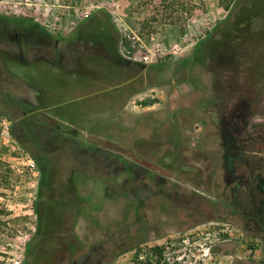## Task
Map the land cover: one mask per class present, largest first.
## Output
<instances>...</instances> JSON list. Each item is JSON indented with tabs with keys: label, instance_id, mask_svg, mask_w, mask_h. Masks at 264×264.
<instances>
[{
	"label": "rangeland",
	"instance_id": "rangeland-1",
	"mask_svg": "<svg viewBox=\"0 0 264 264\" xmlns=\"http://www.w3.org/2000/svg\"><path fill=\"white\" fill-rule=\"evenodd\" d=\"M156 1L82 0L72 13L0 0L5 264H133L136 251L155 246L167 264H263L264 244L248 237L259 195L247 175L229 173L235 161L251 172L262 156L252 146L264 135V0H240L231 12L208 0L206 13L184 15L179 39L169 26L142 25ZM99 30L107 59L79 54L98 47ZM238 94L256 110L239 136L240 147L251 145L246 157L229 153L218 132ZM73 139L96 153L94 175ZM68 179L67 199L59 192ZM60 198L80 209L50 205Z\"/></svg>",
	"mask_w": 264,
	"mask_h": 264
},
{
	"label": "flooded vegetation",
	"instance_id": "flooded-vegetation-1",
	"mask_svg": "<svg viewBox=\"0 0 264 264\" xmlns=\"http://www.w3.org/2000/svg\"><path fill=\"white\" fill-rule=\"evenodd\" d=\"M106 32V31H105ZM105 32L103 31H98V36H99V40L100 43L98 45V47L95 46H85L83 47V52H79V54H83L87 51H92V53H90L91 55H93L95 58H106L107 54H108V40H107V36L104 37L106 34H104ZM15 40H16V35L14 36ZM15 47H19V43L15 44ZM55 48L58 47V44L56 43ZM6 53H9L11 58H14L15 55L10 54L12 53V50L9 49L7 50ZM18 57L22 60L23 56H22V51L19 50V54ZM107 59V58H106ZM240 94V93H239ZM239 94L235 97H233V99H227L229 101V105H231L230 100H234L233 104H235L236 102H238L239 104V108L234 109L233 110V114L232 115H228L231 116L230 119H224V117H222V121L221 123H218V132L219 133V137L223 143V145L226 143L228 146V152L229 153H243V157H246V153H247V149H250L249 143L248 144H244L243 147H240V142L241 140H239V136L243 135V131H245L247 125L254 127V125L251 124V118L256 115V110L252 112L251 108L253 106V104L250 103V101L247 99L246 96H239ZM229 97V96H228ZM236 101V102H235ZM241 106L243 108H241ZM195 109H201V108H195ZM224 109V108H223ZM58 113V115H56ZM55 116H62V114L60 113V111H58ZM224 115V112L221 114ZM226 115V114H225ZM229 125V128H228ZM257 128V127H255ZM67 130H63V132H66ZM243 132V133H242ZM238 133V134H237ZM260 133H258L257 131V136H259ZM259 142H256L253 144L252 148H254V151H256V153H260L261 156V160L256 163L255 165H253L252 163H250L249 165H251L252 171H248L247 167H246V163L244 161H235L232 164V170L230 171V175H247V185L248 188L251 189L254 193H257L259 195V200H257V209H252L251 213V219L250 222L255 223V232L253 234L248 235L249 239L251 241L254 242H258V243H263L264 244V135L259 136ZM230 141L232 142L230 145ZM257 144V145H256ZM259 144V145H258ZM249 145V148H247ZM255 145V146H254ZM69 147L71 148V151L75 152L77 154V157L79 158V165L81 167H85L86 166V161H84L85 159H88V166L90 168V171L92 172V174L94 175L95 171V164L97 162V155L96 153H94V150L92 149V147H87L85 149H81L79 147V145L77 144L76 141L71 140L69 141ZM251 148V149H252ZM247 150V151H246ZM38 163L39 160L37 159ZM215 162L217 163V169H216V175H218V169H219V161L215 160ZM43 163V162H42ZM203 167L205 168H209V165H212V161L211 159L209 160V158H207L206 160L203 161ZM41 171L43 173L42 175V185L44 186V182L46 183V185L44 187H49V182L51 183V180L48 179V175H45L46 173V169L41 168ZM201 175H208V173L206 171H204L203 169H201ZM233 180H237V179H233ZM241 181V180H238ZM68 182L71 186V189L68 188ZM243 184H245L244 182H241ZM74 183H72L71 179H68L66 182V186L65 188H63V190L59 192L60 195L64 194V196H66V192L73 190V185ZM216 185H218V182L216 181L215 183V187ZM66 191V192H65ZM58 193V192H57ZM55 194V193H54ZM65 198V199H66ZM68 199V198H67ZM55 203L58 207H60V203H64L67 204L64 200V198H60V199H54L50 202L51 203ZM52 203V205H54ZM70 207H72V211H77L80 209V204H67ZM89 206V205H88ZM91 206V205H90ZM52 207V206H51ZM54 211H62L63 208H56L55 206L52 207ZM90 211V210H89ZM71 212V211H70ZM244 227L246 228V225H244ZM254 227V226H253ZM80 256V255H79ZM61 258V255L58 257ZM79 260V257H77ZM74 259L72 258L69 261V264H73L74 263ZM262 263L264 264V260L262 261ZM47 264H62L61 262H56V263H51L48 262ZM78 264V262H77Z\"/></svg>",
	"mask_w": 264,
	"mask_h": 264
},
{
	"label": "trees",
	"instance_id": "trees-1",
	"mask_svg": "<svg viewBox=\"0 0 264 264\" xmlns=\"http://www.w3.org/2000/svg\"><path fill=\"white\" fill-rule=\"evenodd\" d=\"M37 1V0H31ZM42 3L50 5H60L68 8L74 13L75 8L80 5L82 0H39ZM152 1V0H151ZM240 0H219V6L227 12H231L233 8L239 3ZM208 0H157L153 5L150 15H148L142 25L152 24L157 27L169 26L170 31L175 39H179L185 34L186 25L184 21V15L193 17L197 10H201L206 13V4ZM122 46L131 51L130 43L125 39L122 41ZM145 104V103H144ZM146 105V104H145ZM36 161L35 159H33ZM3 164L0 162V167ZM2 180V172L0 174V181ZM2 185V183H0ZM144 257L141 256V251L138 250L134 254L133 264H167L164 258L165 248L162 246H155L150 249H146ZM3 257L0 252V264H5L1 261Z\"/></svg>",
	"mask_w": 264,
	"mask_h": 264
},
{
	"label": "crops",
	"instance_id": "crops-1",
	"mask_svg": "<svg viewBox=\"0 0 264 264\" xmlns=\"http://www.w3.org/2000/svg\"><path fill=\"white\" fill-rule=\"evenodd\" d=\"M144 110H146V109H144ZM37 112V113H36ZM41 112H42V110H38V111H34V112H32L31 114H41ZM74 114H75V112H74ZM27 115V114H26Z\"/></svg>",
	"mask_w": 264,
	"mask_h": 264
},
{
	"label": "built area",
	"instance_id": "built-area-1",
	"mask_svg": "<svg viewBox=\"0 0 264 264\" xmlns=\"http://www.w3.org/2000/svg\"><path fill=\"white\" fill-rule=\"evenodd\" d=\"M148 57H144L143 59L146 60Z\"/></svg>",
	"mask_w": 264,
	"mask_h": 264
}]
</instances>
